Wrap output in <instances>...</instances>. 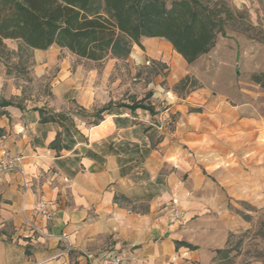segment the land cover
Returning <instances> with one entry per match:
<instances>
[{
	"label": "rangeland",
	"instance_id": "1",
	"mask_svg": "<svg viewBox=\"0 0 264 264\" xmlns=\"http://www.w3.org/2000/svg\"><path fill=\"white\" fill-rule=\"evenodd\" d=\"M224 1L245 16L193 64L162 39L156 42L165 52L155 58L142 40L144 48L134 45L128 56L110 54L102 62L8 41L0 101L84 118L140 105L130 115L152 129V148L168 140L165 150L188 154L177 169L163 166L164 174L178 170V181L160 215L175 219L181 238L211 253L212 264H264V0ZM80 93L89 95L94 112L81 111L73 98ZM217 250L229 252L216 256Z\"/></svg>",
	"mask_w": 264,
	"mask_h": 264
},
{
	"label": "crops",
	"instance_id": "2",
	"mask_svg": "<svg viewBox=\"0 0 264 264\" xmlns=\"http://www.w3.org/2000/svg\"><path fill=\"white\" fill-rule=\"evenodd\" d=\"M158 39H143L152 58L166 49ZM54 49L68 51H47ZM73 98L82 112H94L89 95ZM1 110L0 158L10 152L23 160L19 170L0 176V264H92L109 252L125 256V264H212L205 250L177 247L186 242L177 222L160 215L178 181V170L164 174L163 166L177 169L188 154L165 150L168 140L152 148V129L136 113L108 108L84 118L44 106ZM60 113L71 123L41 121ZM57 136L66 149L51 147ZM41 201L53 219L36 212ZM142 204L149 210H134Z\"/></svg>",
	"mask_w": 264,
	"mask_h": 264
},
{
	"label": "trees",
	"instance_id": "3",
	"mask_svg": "<svg viewBox=\"0 0 264 264\" xmlns=\"http://www.w3.org/2000/svg\"><path fill=\"white\" fill-rule=\"evenodd\" d=\"M244 16L224 0H0V61L12 54L8 40L27 50L57 46L79 58L101 62L110 54L128 56L134 45L144 48V38H160L193 64L209 54L220 37H228V24L239 23ZM246 24L253 28L249 21ZM9 106L14 105L0 101V117L5 114L1 109ZM36 110L41 116L44 113L42 108ZM41 121L71 123L62 113ZM51 147L66 149L58 136ZM175 244L196 249L186 242ZM228 252L216 251L217 255Z\"/></svg>",
	"mask_w": 264,
	"mask_h": 264
},
{
	"label": "built area",
	"instance_id": "4",
	"mask_svg": "<svg viewBox=\"0 0 264 264\" xmlns=\"http://www.w3.org/2000/svg\"><path fill=\"white\" fill-rule=\"evenodd\" d=\"M22 160L23 157L21 156L14 155L10 152H4L0 158V176L9 172L19 170ZM23 187L26 193L30 188V183L25 180L23 183ZM35 210L38 214L42 215L46 219H53V213L51 212V209L48 207L45 201L39 202ZM91 260L92 264H125L126 262L125 256L115 252H109L103 257Z\"/></svg>",
	"mask_w": 264,
	"mask_h": 264
}]
</instances>
